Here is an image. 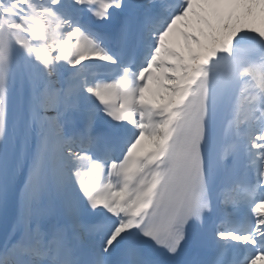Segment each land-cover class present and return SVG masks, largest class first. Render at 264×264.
<instances>
[{
	"label": "snow or ice",
	"instance_id": "6c2138e0",
	"mask_svg": "<svg viewBox=\"0 0 264 264\" xmlns=\"http://www.w3.org/2000/svg\"><path fill=\"white\" fill-rule=\"evenodd\" d=\"M0 264H264V0H0Z\"/></svg>",
	"mask_w": 264,
	"mask_h": 264
}]
</instances>
